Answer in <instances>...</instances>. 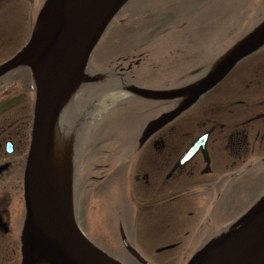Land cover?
<instances>
[{"label": "flooded vegetation", "instance_id": "flooded-vegetation-1", "mask_svg": "<svg viewBox=\"0 0 264 264\" xmlns=\"http://www.w3.org/2000/svg\"><path fill=\"white\" fill-rule=\"evenodd\" d=\"M181 41L188 42L185 38ZM179 53L184 54L186 51L179 50ZM215 53L212 50L209 53L211 56L205 60L201 54L195 65L189 67L186 65L188 57L182 56L174 64L176 68H183L176 73L178 82L190 84L196 81L209 68ZM241 62L243 65L235 66L219 84L185 110L180 118L176 117L155 130L143 141V131L138 134L132 132L133 125L124 131H109L111 136L104 131L93 134L92 137L99 140L114 139L105 142L101 149L103 166L114 165V171L120 173L121 168L129 164L134 168L132 171L130 166L131 184L134 182L136 186H145L148 190L157 188L161 192L166 188V192L158 199H149L141 204L144 211H134L131 215H125L124 219L118 217L121 212L117 216L105 214L94 223L87 221L90 223L89 232L96 235L94 228L98 225L103 230V239L109 236L112 243L114 236L120 235L122 230L134 245L130 237H135L134 232L128 234L125 219L131 231H135L134 224H144L158 216L159 212H165L160 218L162 226L166 227L171 225L174 214L185 212L186 218L182 216L185 223L198 216L194 237L205 234L202 238L205 241L212 233L209 230L219 227L220 218L225 219L247 200L253 188L264 184V49ZM139 63L136 61L135 66L119 63L118 70L108 71L107 79L101 83L106 87L140 84L137 81L140 77L137 70ZM117 73L121 74L119 79L115 78ZM111 78L117 82H110ZM93 84L98 86L97 83ZM16 100L10 98L0 101V264H21L22 261L21 235L26 212L23 172L30 142L31 117L25 113V105L12 108ZM118 111L123 114L117 117L127 116L128 122H133L131 116L134 110L123 108ZM111 113L113 115L116 112L112 110ZM108 123L112 124V120L108 119L105 125ZM205 132H208L205 146L199 148L183 165L176 166L188 146ZM133 138L137 139L133 142L134 146H116L118 139L119 145L122 140L129 142ZM92 148L95 146L92 147L91 139L89 158L92 157ZM124 154L128 155L127 158H120ZM104 176L105 182L110 181L107 172ZM124 177H128V174L125 176L122 173L123 180ZM91 186H87V193ZM127 197V203L135 202L131 194ZM167 208L172 209V215ZM140 213L142 215L137 216ZM180 221L181 216H177L174 222L178 224ZM172 229L177 228H170L167 232L171 233ZM179 229L182 230L180 238H176L179 240L168 242L174 245L171 250L185 247L181 236L189 234L188 226ZM90 238L96 242L95 237Z\"/></svg>", "mask_w": 264, "mask_h": 264}, {"label": "water", "instance_id": "water-1", "mask_svg": "<svg viewBox=\"0 0 264 264\" xmlns=\"http://www.w3.org/2000/svg\"><path fill=\"white\" fill-rule=\"evenodd\" d=\"M127 1L45 0L29 41L0 63V76L30 63L35 77L31 144L24 174L23 264H123L91 243L75 222L68 173L71 163L66 151L71 146H63L67 143L61 141L65 134L59 131L60 138L56 137L55 129L58 126L68 132L71 128L76 93L72 94L83 79H97L84 74L90 52L111 18ZM247 16L250 21L263 17L264 0H253L244 18ZM263 43L264 21L232 47L198 83L180 90L133 88L135 94L149 98L188 95L177 109L151 121L145 135L188 107ZM204 142L205 136L195 141L181 163ZM123 240L142 264H149ZM186 264H264V196L231 229L211 239Z\"/></svg>", "mask_w": 264, "mask_h": 264}, {"label": "rangeland", "instance_id": "rangeland-1", "mask_svg": "<svg viewBox=\"0 0 264 264\" xmlns=\"http://www.w3.org/2000/svg\"><path fill=\"white\" fill-rule=\"evenodd\" d=\"M150 1H151L150 3L148 2L140 3L141 0H133L131 2L136 4L135 7L137 10H142L143 6L146 4L147 6L152 5V7L150 8L151 11L150 13H148L147 16H145L146 14L142 16L141 15L138 16V13H132L129 16H124L123 13L126 10L125 11L123 10V12L114 19V21L108 27L107 34L104 36V40L101 41L100 46L96 48V50L94 49L95 50L94 54L97 55L94 56L96 57L94 61L98 62L104 60L106 59V56H109V58L116 57L119 54H121L125 48L127 49L136 48V45H138L140 41L142 42L145 41L146 42L145 46L149 47L150 51L154 50V52H160L157 51L158 50L157 47L160 45V43L158 42L160 39L152 38V36L154 35H161V34H163V36L170 35L171 38H175L178 40L177 42L178 44H182L181 39L185 38L186 40H188V42L186 43L190 44L192 40L195 37H197V32L195 28L193 27L184 28V29L173 28V27H180V25L177 24L185 20L186 21L191 20L193 22L195 20L200 21L199 29L205 31L204 33L206 34L204 35L205 39L202 42L205 45L206 41L210 39V36L207 34H210V29L212 27V24L206 22L205 19L207 17L208 20H213L215 25H218V22L216 20L219 21L220 27L223 29V30H219V34H224V35H220L222 37L220 36H216V37L219 40L218 43L220 44V47H225L233 39H236L239 35L247 31L252 25L254 26L262 18L260 17L250 21V16H247L245 18H242L238 27L236 28L234 27L232 30H229L228 25L230 23L226 21L225 18L234 19L235 21L238 18H241V16L244 15L245 13H249L253 0H150ZM43 2L44 0H0V62L10 57L22 45H24L26 39H28L31 33L34 16L36 12L39 11ZM223 8L227 12L225 18L219 17L220 16L219 11L222 10ZM170 25H173L171 27L172 29L170 28ZM207 27H209V29H207ZM226 34H230V35H226ZM112 36H116L114 37L115 39ZM110 37H112V40L116 43H113L111 51L109 52L110 55H107V47ZM161 40L163 41L164 39L162 38ZM103 52L105 53L104 55H102ZM173 53L176 52H172V54ZM98 56L105 58L101 59ZM155 59H157L156 55H155ZM22 71L26 73L24 74L22 73L21 75L20 73ZM30 72L31 71L27 67L24 70L19 71L18 76L8 77L6 80L0 81V86L1 84H4V87H6L8 84L13 85L16 83L29 84L32 81V77H31L32 73ZM83 87L88 88L87 86L84 85ZM3 98H5V95L3 96ZM27 99L28 97H25L23 99L19 97L16 100L17 102L12 108L17 109V108H21L22 105H25L26 107L25 113H30V102ZM95 99H98V97ZM95 99L92 102V105L93 103L95 104V102L97 101ZM81 101L82 100H80L78 104H76L73 112L71 113V122H73L74 119L75 120L77 119L76 123H78V121L80 120L81 125L83 127H87L85 125L88 124L91 118L90 114L95 110L89 108L91 106L90 101H83V102ZM149 115H151V111L146 112L144 114H140L139 119L144 120L145 117H148ZM87 130L88 129L84 131L79 141L76 142L74 165L76 168L78 166V162L79 164L83 163L82 167L81 168L79 167V173L77 171V174L79 175V178L81 180L80 184L81 186H83L81 192L82 198L77 203V216L80 218V221L83 222V224L80 223V225L83 226V228H86L87 231H90V223H88L87 221L94 223L98 218L108 213L117 216L119 213H121V208L118 207L120 204L119 201L120 196L118 195L117 191L114 190V185L111 183L110 184L105 183L103 186H101L100 191L97 194L98 199L93 195L86 194L84 186H86V184H88L91 179H94V176H99L98 171L96 169L100 163H103L101 160H99V155H92V157L89 158L88 152L86 151L84 153L81 147H79L78 145V143L83 141L84 138H85L84 139L85 142L86 138L90 136V133L87 134ZM109 140H114V139H109ZM84 154H85V159H84ZM127 189L128 188L126 187V184L125 185L123 184L120 194L122 196H125L127 193ZM130 190L133 194L134 200L136 199L147 200V198L143 197V195H145V192L141 190L140 187L136 186L134 182L133 185L130 186ZM155 191L159 192L157 188L155 189L153 188V190L148 191L150 194H148L147 192L146 195H154L156 193ZM161 193H164V190ZM257 195L258 194L254 195L253 197H256ZM249 197L250 195H248L247 199H249ZM151 199L153 198L151 197ZM156 199H158V196ZM112 205L113 207H111ZM241 205H243V203ZM123 206H124V211L120 215H118V217L124 219L125 213L126 216L127 214L131 215L134 212V210L133 209L131 210L129 203H123ZM141 215L142 213L139 214V216ZM181 215L186 218L185 212H182ZM160 216H162V214L159 212L158 216L156 215L154 219H150L149 221L146 222V225L142 227L139 226V228H137L136 224H134L133 226L137 228V230L135 231H131L129 222L127 220V224H126L127 230L129 234L134 232L133 235L135 236L131 238V241L134 244L133 246L137 249V251L141 254V256L145 258L147 261H149L151 264H180L181 259L189 255L190 251L192 250V247L190 249H185L186 247H180L178 249L171 250L170 252H160L158 254L154 252V245L161 243L163 241H168L169 238H171L169 241L179 240L176 238H180L179 233L181 231H179V223L177 224V229H172L171 233L167 232L170 228H172L175 225L174 219L175 217L178 216V214H174L172 216L171 218L172 222L171 225L169 226L170 228L163 227L164 225L162 226L161 223L162 218H160ZM181 221L185 223L184 219H181ZM190 223L191 222L184 225L185 227L188 226V233H190L187 237L185 236L186 241L187 239L189 240V238L193 236L191 232L195 230L193 227L197 222L191 223V225ZM94 230L97 232L96 238L100 242L108 241L109 243L107 244L108 246H105L104 248L110 254L120 257L125 264H138L132 258L128 257L124 253L125 251L122 250L119 244L116 245L115 242L114 244H111L110 243L111 240L109 239V236L108 239L104 240L103 239L104 236L101 235V233L103 234V230L101 227L95 225ZM181 239H183L182 236ZM167 259H173V260L169 262L166 261Z\"/></svg>", "mask_w": 264, "mask_h": 264}, {"label": "bare ground", "instance_id": "bare-ground-1", "mask_svg": "<svg viewBox=\"0 0 264 264\" xmlns=\"http://www.w3.org/2000/svg\"><path fill=\"white\" fill-rule=\"evenodd\" d=\"M79 97H80V94L79 93L78 94H75V99H74V104H73L72 111L74 110L76 104H78ZM119 97L120 96L117 95V94H115V93H109V94H107L97 104V106L94 109L95 111L94 112H91V114H90L91 119L90 120H94V119H97L98 117H100L108 108H110L115 103V101H117L119 99ZM81 100H82V97H81ZM75 124H76V120L74 119V121L71 122V129H74ZM66 151H67V157H68V156H70L69 153H71L73 151V148L72 147H66ZM72 170H73V166H70V167L68 166L69 177L72 174Z\"/></svg>", "mask_w": 264, "mask_h": 264}]
</instances>
